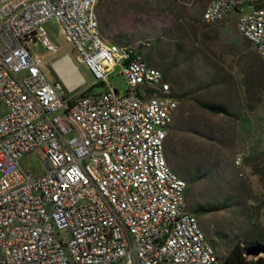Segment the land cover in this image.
Returning <instances> with one entry per match:
<instances>
[{
    "label": "built area",
    "instance_id": "2783aa9c",
    "mask_svg": "<svg viewBox=\"0 0 264 264\" xmlns=\"http://www.w3.org/2000/svg\"><path fill=\"white\" fill-rule=\"evenodd\" d=\"M97 1L0 4V264H229L183 210L184 183L164 163L175 102L144 62L148 44L104 42ZM229 14L264 85V0H207L198 21L213 25ZM48 20L99 92L72 94L82 82L65 55L49 65L55 80L45 79L24 42L55 54L42 29ZM56 63L78 78L75 88L64 86ZM113 69L121 95L105 80ZM27 154L39 160L40 174L18 166ZM239 165L236 156L231 166Z\"/></svg>",
    "mask_w": 264,
    "mask_h": 264
},
{
    "label": "rangeland",
    "instance_id": "374dc122",
    "mask_svg": "<svg viewBox=\"0 0 264 264\" xmlns=\"http://www.w3.org/2000/svg\"><path fill=\"white\" fill-rule=\"evenodd\" d=\"M7 1L0 0V4ZM206 2L99 0L93 13L104 42L148 44L142 50L144 62L160 72L170 92L193 89L197 99L225 106V115H212L190 102L176 104L177 112L185 105L190 112L183 111L184 120L179 122L174 111L166 130L172 145L168 159L173 162L162 153L167 168L184 183L183 209L189 213L195 206L212 209L193 217L214 254L223 258L236 242L239 248L242 241L264 247V88L249 87L250 102L244 100L242 91L254 66L253 51L235 33L232 14L217 27L200 25L198 17ZM42 29L55 54L45 52L36 42L24 45L31 56L41 59L45 79L55 80L49 65L65 55L82 82L72 94L83 88L99 92L101 87L73 62L71 48L62 42L56 24L48 20ZM116 72L113 69L105 80L121 95L124 85ZM186 127L194 133H187ZM236 156L239 170L231 166ZM18 166L31 175L42 171L33 154L22 157Z\"/></svg>",
    "mask_w": 264,
    "mask_h": 264
},
{
    "label": "trees",
    "instance_id": "16d2710c",
    "mask_svg": "<svg viewBox=\"0 0 264 264\" xmlns=\"http://www.w3.org/2000/svg\"><path fill=\"white\" fill-rule=\"evenodd\" d=\"M220 23H221V21L218 23H215L213 25H208L206 27H217V26H219ZM252 51H253V49H252ZM251 58L254 61L253 70L249 73L248 78L245 82V88L242 91V95L244 96V100L247 103L250 102L249 101L250 100L249 98L251 96L250 89L255 87V88H258V90H263V88H264V85L262 82V77H261V66H260V63H259L254 52L251 53ZM166 72H167V70H166ZM175 78L176 77L172 78V80H171L172 85H174V86H175ZM95 86L99 87L98 84H96ZM251 86H253V87L251 88ZM249 87H250V89H249ZM87 92H89V88H85L82 92L77 94L75 97H79L81 95H84ZM169 93H170V95H169L170 98L172 100H174V102H175V109H174V111L176 112L175 118L179 122L180 121L183 122V120H184L183 117L181 116L183 114L182 112L183 111L184 112H190V107H188V105L187 106L185 105L183 108L184 110L182 112L180 111V113H179V111L177 112L176 104H178V106H181L185 102L186 103L190 102V106H194V108H199V109H201V110H203L209 114H212V115H225L226 114V108L224 105H222L220 103L215 104V103H211V102H207V101H202L201 99H197L196 98L197 95H196V93L193 92V89H190V90H187V91L181 92V93L180 92H173V91L170 92V90H169ZM187 97H188V99H187ZM248 109H250V107H248ZM174 111H173V113H174ZM177 113H178V115H177ZM168 126L165 129V136L162 140V153L164 155V158H167V159H168L169 155L171 154V150H172L171 139H170V137H168V135H166V132H167L166 130H167ZM185 131L189 134L194 133L190 127H186ZM168 160H171L173 162L172 158H169ZM253 172L255 173V171H253ZM184 189H185V186H184ZM183 192H184V190H183ZM182 205H183V202H182ZM210 210H212V209H208V208L205 209L202 207H196L195 206V207L190 208V213L189 212H187V213H189L190 215L193 216V214H195L197 212L205 213V212H208ZM237 243L238 242L234 243L233 246L230 248V250L227 252L226 256L223 257V260L225 262H227L229 264H264V247L262 245L255 244V243H252L250 241H248V242L242 241L243 246H241L239 248L237 246ZM254 256H255V258H252Z\"/></svg>",
    "mask_w": 264,
    "mask_h": 264
},
{
    "label": "bare ground",
    "instance_id": "6f19581e",
    "mask_svg": "<svg viewBox=\"0 0 264 264\" xmlns=\"http://www.w3.org/2000/svg\"><path fill=\"white\" fill-rule=\"evenodd\" d=\"M54 69L57 70V72H58V74L60 76V79L63 82V84H64L65 87H69L70 86L71 88H75L77 86L76 83H78V78L76 77L75 80H74V78H67V76L68 75H71V73L69 71H67L65 68L62 69V70H60L59 69V66H57V63H56ZM68 79H70L69 81H71V83L68 81Z\"/></svg>",
    "mask_w": 264,
    "mask_h": 264
},
{
    "label": "water",
    "instance_id": "95a60500",
    "mask_svg": "<svg viewBox=\"0 0 264 264\" xmlns=\"http://www.w3.org/2000/svg\"><path fill=\"white\" fill-rule=\"evenodd\" d=\"M232 13L235 15L236 14V11L235 10H232Z\"/></svg>",
    "mask_w": 264,
    "mask_h": 264
},
{
    "label": "crops",
    "instance_id": "0c3cea01",
    "mask_svg": "<svg viewBox=\"0 0 264 264\" xmlns=\"http://www.w3.org/2000/svg\"><path fill=\"white\" fill-rule=\"evenodd\" d=\"M107 43H109V42H107Z\"/></svg>",
    "mask_w": 264,
    "mask_h": 264
}]
</instances>
